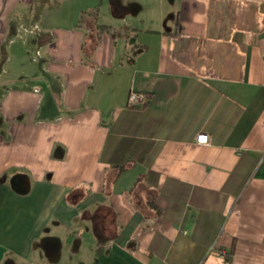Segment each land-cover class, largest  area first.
<instances>
[{
	"label": "crops",
	"instance_id": "obj_1",
	"mask_svg": "<svg viewBox=\"0 0 264 264\" xmlns=\"http://www.w3.org/2000/svg\"><path fill=\"white\" fill-rule=\"evenodd\" d=\"M0 264H264V0H0Z\"/></svg>",
	"mask_w": 264,
	"mask_h": 264
},
{
	"label": "built area",
	"instance_id": "obj_2",
	"mask_svg": "<svg viewBox=\"0 0 264 264\" xmlns=\"http://www.w3.org/2000/svg\"><path fill=\"white\" fill-rule=\"evenodd\" d=\"M148 101V95L144 92H138V91H131L129 94V103L131 105H142L145 102ZM210 134L207 132H200L197 135L196 141L200 144H207L210 143ZM222 254H226L225 251L222 252Z\"/></svg>",
	"mask_w": 264,
	"mask_h": 264
},
{
	"label": "trees",
	"instance_id": "obj_3",
	"mask_svg": "<svg viewBox=\"0 0 264 264\" xmlns=\"http://www.w3.org/2000/svg\"><path fill=\"white\" fill-rule=\"evenodd\" d=\"M147 104V102H145L144 104L142 105H131V107H137V108H141V107H144L145 105ZM234 253V246L231 247V249L229 250L228 254H227V260L230 261L231 260V257H232V254Z\"/></svg>",
	"mask_w": 264,
	"mask_h": 264
}]
</instances>
